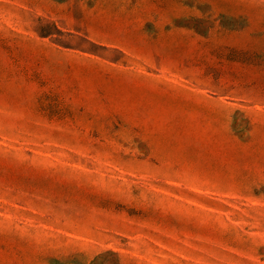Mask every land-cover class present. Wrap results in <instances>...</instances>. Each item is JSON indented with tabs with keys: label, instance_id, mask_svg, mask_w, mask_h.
I'll return each instance as SVG.
<instances>
[{
	"label": "rangeland",
	"instance_id": "rangeland-1",
	"mask_svg": "<svg viewBox=\"0 0 264 264\" xmlns=\"http://www.w3.org/2000/svg\"><path fill=\"white\" fill-rule=\"evenodd\" d=\"M0 264H264V0H0Z\"/></svg>",
	"mask_w": 264,
	"mask_h": 264
}]
</instances>
